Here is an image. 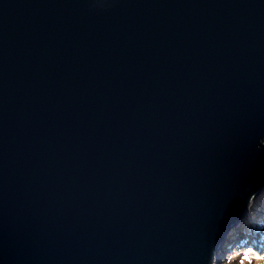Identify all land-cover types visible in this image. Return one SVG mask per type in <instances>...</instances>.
<instances>
[{
	"label": "water",
	"instance_id": "95a60500",
	"mask_svg": "<svg viewBox=\"0 0 264 264\" xmlns=\"http://www.w3.org/2000/svg\"><path fill=\"white\" fill-rule=\"evenodd\" d=\"M263 187L264 0H0V264H213Z\"/></svg>",
	"mask_w": 264,
	"mask_h": 264
},
{
	"label": "rangeland",
	"instance_id": "374dc122",
	"mask_svg": "<svg viewBox=\"0 0 264 264\" xmlns=\"http://www.w3.org/2000/svg\"><path fill=\"white\" fill-rule=\"evenodd\" d=\"M244 216H247V213H244ZM262 225L263 224H260L261 227ZM256 239L257 238L255 237V240ZM241 248H243L242 251L240 252L242 254H239L236 256H230L226 260L227 264H264V257L262 258L260 257V255H263L262 254L263 249H258V248L251 249L249 247H246V244H242ZM234 252H237V250H235ZM217 254H220V255H218L217 257L215 256L213 260L214 261L213 264H222V260L224 256H227L229 252L227 250L226 251L223 250V251H219Z\"/></svg>",
	"mask_w": 264,
	"mask_h": 264
},
{
	"label": "bare ground",
	"instance_id": "6f19581e",
	"mask_svg": "<svg viewBox=\"0 0 264 264\" xmlns=\"http://www.w3.org/2000/svg\"><path fill=\"white\" fill-rule=\"evenodd\" d=\"M255 194H256V193H255ZM253 197H254V195L252 196V198H253ZM252 198H251V199H252ZM254 200H255V198L252 199V203H251V204L249 205V207H248L249 209L251 208V206H252ZM248 208H247V209H248ZM247 209H246V210H247ZM244 210H245V209H244ZM244 210H243V211H244ZM246 210H245V212H246ZM243 211H242V212H243ZM249 242H252V241H249ZM227 245H228V243H223L222 246H221V249L225 248ZM239 246H240V244H236V245L232 246L231 248H237V247H239ZM240 247H241V246H240ZM221 249H220V251H221Z\"/></svg>",
	"mask_w": 264,
	"mask_h": 264
},
{
	"label": "trees",
	"instance_id": "16d2710c",
	"mask_svg": "<svg viewBox=\"0 0 264 264\" xmlns=\"http://www.w3.org/2000/svg\"><path fill=\"white\" fill-rule=\"evenodd\" d=\"M229 257H230V256H229ZM229 257H228V258H229ZM260 257L262 258V257H264V256H260ZM228 258L223 259V260H222V264H227L226 260H227Z\"/></svg>",
	"mask_w": 264,
	"mask_h": 264
}]
</instances>
